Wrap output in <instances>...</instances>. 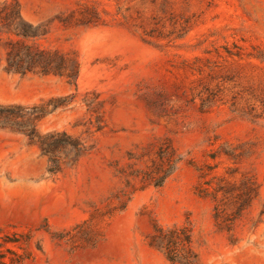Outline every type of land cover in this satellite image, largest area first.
I'll use <instances>...</instances> for the list:
<instances>
[{"label":"rangeland","instance_id":"374dc122","mask_svg":"<svg viewBox=\"0 0 264 264\" xmlns=\"http://www.w3.org/2000/svg\"><path fill=\"white\" fill-rule=\"evenodd\" d=\"M16 1L27 43L79 71L9 72L0 51L19 264H182L149 245L156 224L191 230L194 264H264V0ZM244 178L261 193L237 215Z\"/></svg>","mask_w":264,"mask_h":264},{"label":"trees","instance_id":"16d2710c","mask_svg":"<svg viewBox=\"0 0 264 264\" xmlns=\"http://www.w3.org/2000/svg\"><path fill=\"white\" fill-rule=\"evenodd\" d=\"M38 28L24 18L18 1L0 3V51L3 49L6 51V69L21 75L30 72L50 73L58 71L61 75L76 82L79 71L69 70L66 57L62 55L60 62L54 64L52 54L38 48L35 49L27 43L29 40L41 36ZM3 35H6L7 39ZM169 175L168 172L156 182L151 183L156 187H162ZM146 181H151V179ZM208 191V188L202 187L200 193L205 195ZM260 193L261 186L256 180L244 178L241 188L235 196L238 204L236 214L240 215L253 200L260 197ZM16 235L14 234V236ZM192 238L191 230L186 227L165 228L156 224L148 239L149 245L161 251L171 263L194 264L197 261V256L192 250ZM30 240V237L26 238L24 241L26 246L30 245ZM17 243L19 240L10 236L2 238V242H0V264H19L31 256L27 251L24 254H18L8 248V244ZM8 253H12L13 257L8 258Z\"/></svg>","mask_w":264,"mask_h":264}]
</instances>
